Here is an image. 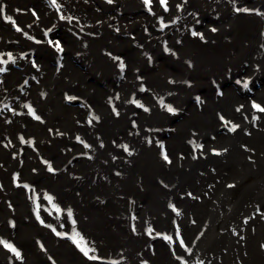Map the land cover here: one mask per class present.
I'll return each instance as SVG.
<instances>
[{
	"label": "bare ground",
	"instance_id": "1",
	"mask_svg": "<svg viewBox=\"0 0 264 264\" xmlns=\"http://www.w3.org/2000/svg\"><path fill=\"white\" fill-rule=\"evenodd\" d=\"M56 4L59 17L53 20L52 10L57 7L51 0H0V56L4 60L0 64V198L7 201L0 206V241L21 253L16 258L0 244V264L8 260L40 264L42 254L55 264H73L74 240L96 257L90 260L83 255L87 264H99L97 255L113 264H147L116 254L122 240L142 246L160 264H167L171 257H161L152 247L166 241L165 236L183 239L189 250L178 247L175 255L182 251L183 264H188L193 237L203 227L201 196L206 195L209 204L217 194H225L218 206L226 200L232 206L228 221L232 233L241 225L245 199L262 201L258 208L250 207L253 213L264 209V112L252 107L255 102L264 108V0H168L167 13L158 6L159 0H152L155 15L142 0H113L111 4L56 0ZM237 8H247L249 13H237ZM9 20L21 31H15ZM213 27L216 33L210 31ZM193 30L203 33L204 40L193 37ZM50 39L59 41L63 51L50 46ZM7 53L12 54L11 61ZM166 57L172 61L171 70ZM74 59L82 63L77 65ZM120 62L125 65L123 71ZM237 80L249 85L244 99L236 94ZM73 98L83 99L88 108L66 106V100L70 103ZM169 106L175 114L168 112ZM232 124L239 125L234 133L228 131ZM184 131L194 136L182 144L177 136ZM164 143L172 152L171 170L184 167L181 160L197 165L190 179L191 186L197 185L195 199L170 192L164 184L158 164ZM182 147L190 151L183 158L175 155ZM213 149L222 154L213 155ZM44 150H49L47 156ZM90 163L95 166L89 167ZM19 166L24 170L21 180L34 185L33 197L30 186L18 182ZM49 166L54 171L44 182L49 184L44 193L37 180L47 175ZM229 183L236 187L227 188ZM163 198L167 199L169 229L149 233L140 218L156 212ZM178 201L188 202L190 208L183 221L174 207ZM79 205L84 214L77 209L74 216ZM97 206L113 214L96 213ZM108 221L119 232L105 235L98 230ZM218 225L215 222L210 229ZM185 226L190 232L184 236ZM227 231L223 225L222 233ZM206 233L188 256H194L193 264H204L205 254L215 243ZM157 236L162 237L155 240ZM106 238L110 242L99 245L104 250L95 247L97 254L91 251L94 240L98 244Z\"/></svg>",
	"mask_w": 264,
	"mask_h": 264
},
{
	"label": "rangeland",
	"instance_id": "2",
	"mask_svg": "<svg viewBox=\"0 0 264 264\" xmlns=\"http://www.w3.org/2000/svg\"><path fill=\"white\" fill-rule=\"evenodd\" d=\"M59 15L57 13V8H53L52 10V19H58ZM68 20L66 21L67 24ZM65 24V25H66ZM65 31V29L63 30ZM61 31V32H63ZM59 32V33H61ZM54 32L51 31L50 34H53ZM58 34V33H57ZM166 66L171 70L170 65H171V60L166 57L165 59ZM69 99L66 100V106L71 107L72 106L68 103ZM171 137L170 134L166 135V140H169ZM33 148V147H32ZM35 148V147H34ZM43 149V148H41ZM163 150L164 153H166L170 159V156L168 154V151L166 149L165 143L163 144ZM49 153V150H44L43 154L47 156ZM179 154L180 157H185L187 154H190V151L187 147H182L178 148L175 152V155ZM80 160L82 159L79 157ZM171 160V159H170ZM158 163V162H157ZM28 164V163H24ZM160 166L165 164L164 163H158ZM168 165V163H166ZM21 166L18 167L19 172L22 174L21 177L18 178V182L20 184H28L30 186L31 190V196L33 197V189L34 185L31 181L28 180H21L24 178V170H21ZM53 174V172H49L47 170V175L44 176L43 174L38 178L37 182L38 188L42 190V192L47 193V188L49 187V184L44 183L48 176ZM43 179V180H42ZM18 184V185H20ZM18 187V186H17ZM2 194H9L10 196L13 195V193H8L6 191H3ZM3 196V195H2ZM16 199V196H14ZM219 197H224L225 194L219 193L215 197L211 199L212 202L209 204L206 201V195H203L200 197V210H201V217L202 221H206L210 214L212 212H215V218L216 222L219 224L218 227L214 230V228L210 229L206 233V237L209 238L211 241H222L225 239L229 240V245L232 246L235 254H236V259L232 264H264V211L258 213L256 216H253L249 219L245 218L243 215L241 216V225L237 231L234 233L231 232L229 229V223L228 221L232 219V206L230 205L229 201L226 200L221 206H217L216 202ZM0 200L3 201V203H0V206H3L7 203V201L4 202V197H1ZM97 212L102 215H111L113 213H107V212H101L99 207H96ZM111 212L113 210L111 209ZM222 220V222H219L218 218ZM223 225H226V228L228 229L227 232H223ZM104 227V228H103ZM103 227H98V230L102 232V230L105 232V235L113 234L116 232H119V230H116V228H113V222L108 221L106 224H104ZM109 228V229H106ZM186 231H189V226H185ZM163 236V235H162ZM162 236H157L155 240H159ZM171 240L169 241H164V242H156V248L158 249V253H161L162 256H170L171 260L167 264H183V257H182V251L176 253L174 255L175 250L180 246V239L176 238L175 236H170ZM92 236H90L87 239H91ZM110 240L108 238L102 240L98 244L96 243V240L90 244V249L94 253L97 254V251L95 250V247L102 248V246H99L100 244H106L109 243ZM44 253V252H43ZM40 254V253H38ZM74 260H70L73 264H87V262L83 258L82 252L78 249L77 252H74L73 254ZM99 258V264H113L110 263L107 258H100L99 255H97ZM175 256V257H174ZM40 264H55V261L51 259L50 257L45 256L44 254L39 257ZM156 262L157 264H160L158 261V257H156ZM8 264H13V261L8 260ZM162 263H166V260L163 259Z\"/></svg>",
	"mask_w": 264,
	"mask_h": 264
},
{
	"label": "snow or ice",
	"instance_id": "3",
	"mask_svg": "<svg viewBox=\"0 0 264 264\" xmlns=\"http://www.w3.org/2000/svg\"><path fill=\"white\" fill-rule=\"evenodd\" d=\"M106 2H107L108 4H111V3L113 2V0H106ZM142 2H143V4L145 5V7L148 9V11H149L151 14L155 15V13L152 12V0H142ZM184 2L187 3V0H184ZM51 3H52L54 6L57 7V10H59V5L56 4V0H51ZM158 6L161 7L165 13H167V12L169 11L168 0H159V4H158ZM176 7H177L178 9H181V5H179V4H177ZM181 10H182V9H181ZM236 11H237V13H240V12L249 13V9H247V8H237ZM33 15L35 16L36 13L33 12ZM257 15H260V13H257ZM63 19H64V17L61 16V20H63ZM69 19H71V18H69ZM8 22L13 23V25H14V27H15V30H16L17 32H20V31H21V28H20V27L15 26V22H14V21L9 20ZM160 22H161V24H163V19H161ZM210 31H211L212 33H216V32L218 31V29L215 28V27H213V28L210 29ZM45 35L47 36L48 33L45 32ZM191 35H192L193 37H197V36H199V39H200V40H202V41L204 40V35H203V33H199V32H197V31L193 30V31L191 32ZM35 42H36V43H40V41H35ZM48 44H49L50 46H54V47L56 48L57 51H60V52L63 51V48H62V46H61V44H60L59 41H55V42H53V40L50 39V40L48 41ZM167 51H168V49L165 48V52H167ZM6 55H7V57H8V60L11 61V60H12V54H11V53H7ZM173 55H175V53H173ZM21 58H23V57H21ZM117 59H118V58H117ZM3 63H4V60H3L2 56H0V64H3ZM13 63H14V61H13ZM32 66H33V67H36V63L33 62V65H32ZM119 66H120L121 71H123L124 68H125L124 63H123V62H120V65H119ZM189 67H191V64H189ZM2 70H3V69H0V71H2ZM169 83H173V81H169ZM236 83L239 85V84L241 83V81L237 80ZM190 86H191V85H189V87H190ZM243 87H244L245 89H247V88L249 87L248 83H247V82H244V83H243ZM141 91H145V89L142 88ZM217 94H218V95H222L223 93H222V92H218ZM73 99H74V98H73ZM196 100H197V103H199V102H200V97H196ZM133 103H135V101H133ZM137 107H142V105L137 104ZM252 107L255 108V109H257V111L264 112V108H261V107H260L258 104H256L255 102L253 103ZM143 110H144L145 112H148V111H149V109L146 108V107H145ZM167 110H168L169 113L175 114V110H174L172 107L169 106V107L167 108ZM239 110H240V109H237V111H239ZM28 111L31 113L33 110H32L31 107H29V108H28ZM113 111L115 112V109H113ZM117 114H118V113H117ZM33 115H34V118H35V119H37V120L40 119L38 116H35V114H33ZM93 119H95V120L98 121V118H97V117H93ZM253 119H255V118H253ZM221 120L223 121V117H221ZM41 122H42V121H41ZM224 123L227 124L228 122H227V121H224ZM133 126H135V125H133ZM238 128H239V125L232 124V126L228 129V131L234 133V132L237 131ZM61 135H62V134H61ZM77 139L79 140V138H77ZM21 140L23 141V138H21ZM84 146H85V147H89L87 144H85ZM101 147H103V145H101ZM160 147L163 148V145H160ZM202 147H203V146H201V148H202ZM125 150H127V149H125ZM227 151H228L227 149H224V152H225V153H226ZM245 151H248V149L246 148ZM212 153H213V155H216V156H220V155L222 154L220 151H218V150H216V149H213V150H212ZM129 155H131V153H129ZM181 158H183V157H181ZM195 158H196V157H193V159H195ZM163 159H164V161H165L166 163H168V164H171V163H172V161L169 159V157H168V155H167L166 153L163 154ZM253 162H254V161H253ZM48 171H49V172H53L54 170L49 166V167H48ZM117 175H119V173H117ZM18 186H19V185H18ZM25 187H27V186H25ZM235 187H236L235 184H232V183L227 184V188H229V189H233V188H235ZM189 195L191 196V193H189ZM192 198L195 199V197H192ZM48 199L51 200L52 198H51V197H48ZM9 206L11 207V205H9ZM173 211H176V209H175L174 207H173ZM177 214H179V213H177ZM68 215H69V216L72 215L71 210H69ZM13 227H14V225H13ZM53 231H55V230H53ZM132 231H133V233L136 232L135 227L132 228ZM151 231H152V229H149V233H151ZM164 239H165L166 241H168V240H171V237H167V236H165ZM73 242L76 243V246L79 248V250L83 253V255H84L85 257H87V258L90 259V260H94V259H96V257H94V256H90V255H89V249H87V248H85V247H81L80 243H77L76 241H73ZM0 244H2L3 247H4L5 249H7L10 253H12L16 258H20L21 253H20V252H19V251H18V250L12 245V244L7 243V242H5V241H0ZM180 246H181L182 248H184L185 251H188V250H189L187 247H185L183 239L180 240ZM174 255H175V253H174Z\"/></svg>",
	"mask_w": 264,
	"mask_h": 264
}]
</instances>
